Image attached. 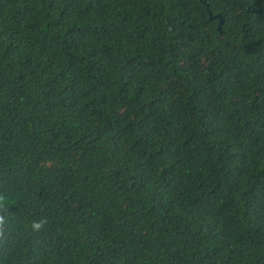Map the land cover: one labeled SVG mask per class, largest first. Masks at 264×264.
Returning <instances> with one entry per match:
<instances>
[{
	"label": "trees",
	"instance_id": "1",
	"mask_svg": "<svg viewBox=\"0 0 264 264\" xmlns=\"http://www.w3.org/2000/svg\"><path fill=\"white\" fill-rule=\"evenodd\" d=\"M0 264H264V0H0Z\"/></svg>",
	"mask_w": 264,
	"mask_h": 264
},
{
	"label": "water",
	"instance_id": "2",
	"mask_svg": "<svg viewBox=\"0 0 264 264\" xmlns=\"http://www.w3.org/2000/svg\"><path fill=\"white\" fill-rule=\"evenodd\" d=\"M209 14H210V17L212 19H217L218 20V30L221 31L222 30L223 23H224V17L222 16V14L212 15L211 12H209Z\"/></svg>",
	"mask_w": 264,
	"mask_h": 264
}]
</instances>
